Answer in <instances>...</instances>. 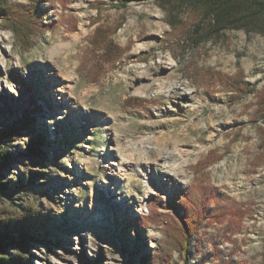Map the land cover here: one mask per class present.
Segmentation results:
<instances>
[{"label":"rangeland","instance_id":"1","mask_svg":"<svg viewBox=\"0 0 264 264\" xmlns=\"http://www.w3.org/2000/svg\"><path fill=\"white\" fill-rule=\"evenodd\" d=\"M6 2L38 17L27 48L0 19V131L30 119L45 138L32 154L24 130L0 163V211L49 219L28 264H160L168 243L164 264H264V34L197 41L165 0ZM203 191L223 221L166 235Z\"/></svg>","mask_w":264,"mask_h":264},{"label":"trees","instance_id":"2","mask_svg":"<svg viewBox=\"0 0 264 264\" xmlns=\"http://www.w3.org/2000/svg\"><path fill=\"white\" fill-rule=\"evenodd\" d=\"M168 5L174 11L186 7L194 14L196 21L192 26L191 34L197 41L219 38L227 30L243 31L247 34H264V0H165L166 8ZM30 13L31 11L26 13L23 10L13 9L6 0H0V19L5 27L12 31L22 48L30 46L31 34L29 33L33 29V26H30L24 18L30 17V21L34 24V20L38 18L35 12L29 15ZM102 39L100 38L98 42L112 45L110 41L104 42ZM9 75L10 81L24 85L20 83L15 72H10ZM31 121L30 119H28V123L21 121L16 127H5L0 131V163L2 165L8 160L6 147L11 146L10 139L21 137L24 130L29 131L31 136L29 152L34 154L42 146L45 138L43 135L35 133ZM8 185V182H0V201L5 200L11 203V197L7 194ZM181 197L185 200L181 211L182 224L186 229V234H179L181 230L177 226L167 227V222H165L163 223L164 232L168 236L175 234L178 235V238L182 237L183 239L193 237L201 229L205 220L222 222L229 213L224 209L209 210L208 205L212 196L207 192L203 191L194 196L184 193ZM48 221L47 216H41L33 207L22 211L12 208L0 211V264H28L30 257L27 245L37 234L46 231ZM136 224H139L138 220ZM169 244H166V247L162 246V253L158 254L160 264H164V259L170 256L169 247L171 249L172 247ZM172 245L180 251L182 256L188 249L183 240H175ZM9 250L13 254H10ZM143 263L146 264L145 260ZM80 264L96 263L83 259ZM166 264H169V261Z\"/></svg>","mask_w":264,"mask_h":264},{"label":"bare ground","instance_id":"3","mask_svg":"<svg viewBox=\"0 0 264 264\" xmlns=\"http://www.w3.org/2000/svg\"><path fill=\"white\" fill-rule=\"evenodd\" d=\"M0 66H3V62H1V60H0ZM51 91H53V90H51ZM111 167H113V168H110L108 171H114V165L113 166H111ZM182 183H184V182H182ZM107 189V192H106V194H108L109 196H110V199H108L107 198V202H119V204L120 205H124V204H126V202H123L122 200L121 201H118V199H116L113 195H111V192L109 191V189L108 188H106ZM109 191V192H108ZM140 205L141 206H143L144 204H143V202L142 203H140ZM96 216H97V218L99 219V220H102L101 218H102V214H100V213H97L96 214Z\"/></svg>","mask_w":264,"mask_h":264}]
</instances>
